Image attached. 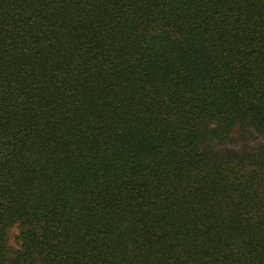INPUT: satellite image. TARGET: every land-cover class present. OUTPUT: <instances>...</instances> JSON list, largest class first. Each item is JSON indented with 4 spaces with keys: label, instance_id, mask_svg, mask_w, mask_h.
Returning <instances> with one entry per match:
<instances>
[{
    "label": "trees",
    "instance_id": "trees-1",
    "mask_svg": "<svg viewBox=\"0 0 264 264\" xmlns=\"http://www.w3.org/2000/svg\"><path fill=\"white\" fill-rule=\"evenodd\" d=\"M253 135L264 0H0V264H264Z\"/></svg>",
    "mask_w": 264,
    "mask_h": 264
},
{
    "label": "rangeland",
    "instance_id": "rangeland-1",
    "mask_svg": "<svg viewBox=\"0 0 264 264\" xmlns=\"http://www.w3.org/2000/svg\"><path fill=\"white\" fill-rule=\"evenodd\" d=\"M246 145L254 148L256 146L259 145H264V141L261 140L260 138H256L254 135L253 136H249L247 141H246ZM239 142L236 143H228L224 146V149H237L239 147ZM17 235V229H11V231L9 232L8 235V246L10 248H15L16 249V243H15V236Z\"/></svg>",
    "mask_w": 264,
    "mask_h": 264
}]
</instances>
